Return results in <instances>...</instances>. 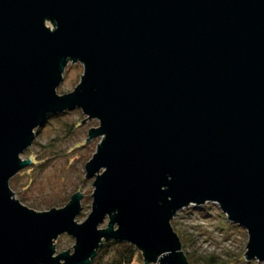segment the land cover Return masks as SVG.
Wrapping results in <instances>:
<instances>
[{"label": "water", "instance_id": "water-1", "mask_svg": "<svg viewBox=\"0 0 264 264\" xmlns=\"http://www.w3.org/2000/svg\"><path fill=\"white\" fill-rule=\"evenodd\" d=\"M69 63L83 75L59 96ZM76 109L101 138L83 224L79 193L38 213L9 188L35 131ZM206 203L264 262V0H0V264H91L106 241L189 264L171 221Z\"/></svg>", "mask_w": 264, "mask_h": 264}, {"label": "rangeland", "instance_id": "rangeland-1", "mask_svg": "<svg viewBox=\"0 0 264 264\" xmlns=\"http://www.w3.org/2000/svg\"><path fill=\"white\" fill-rule=\"evenodd\" d=\"M46 26L52 28L50 23ZM82 75L81 64L69 63L57 94L73 92ZM97 127L96 120H88L76 109L50 118L44 127L36 130L32 145L20 155L24 161L33 157L36 167L23 169L9 181L14 199L41 213L64 208L70 198L79 193L82 209L75 221L83 224L91 213L94 182V177H85V165L96 153L101 138L85 141L89 130ZM106 226L107 222L100 228ZM171 226L179 237L183 253L190 256L191 264H202L210 257L220 264H264L245 259L246 231L230 223L216 204L189 206L175 215ZM54 246L56 255L68 250L72 253L74 239L61 235ZM135 264L143 263L136 259Z\"/></svg>", "mask_w": 264, "mask_h": 264}, {"label": "trees", "instance_id": "trees-1", "mask_svg": "<svg viewBox=\"0 0 264 264\" xmlns=\"http://www.w3.org/2000/svg\"><path fill=\"white\" fill-rule=\"evenodd\" d=\"M31 166H35L34 158L30 157ZM187 261L191 264L190 256L186 255ZM136 259L143 263L142 255L131 245L126 243H118L115 241L103 242L101 247L97 250L96 257L91 264H135ZM202 264H220L215 258L210 257L204 260Z\"/></svg>", "mask_w": 264, "mask_h": 264}, {"label": "built area", "instance_id": "built-area-1", "mask_svg": "<svg viewBox=\"0 0 264 264\" xmlns=\"http://www.w3.org/2000/svg\"><path fill=\"white\" fill-rule=\"evenodd\" d=\"M144 264V263H143ZM158 264V263H157Z\"/></svg>", "mask_w": 264, "mask_h": 264}]
</instances>
